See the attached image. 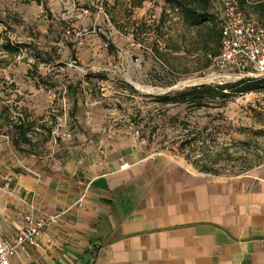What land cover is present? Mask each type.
Instances as JSON below:
<instances>
[{"label":"rangeland","instance_id":"rangeland-1","mask_svg":"<svg viewBox=\"0 0 264 264\" xmlns=\"http://www.w3.org/2000/svg\"><path fill=\"white\" fill-rule=\"evenodd\" d=\"M75 1L77 13L89 11L82 20L57 0H0V142L13 156L47 160L112 126L163 167L264 173V86L199 109L159 102L248 79L208 74L204 31L189 29L165 0ZM247 1L243 12L264 25L252 13L256 0Z\"/></svg>","mask_w":264,"mask_h":264},{"label":"crops","instance_id":"crops-1","mask_svg":"<svg viewBox=\"0 0 264 264\" xmlns=\"http://www.w3.org/2000/svg\"><path fill=\"white\" fill-rule=\"evenodd\" d=\"M109 128L47 160L0 142V236L14 237L26 215L59 216L11 264H264V173L163 167Z\"/></svg>","mask_w":264,"mask_h":264},{"label":"built area","instance_id":"built-area-1","mask_svg":"<svg viewBox=\"0 0 264 264\" xmlns=\"http://www.w3.org/2000/svg\"><path fill=\"white\" fill-rule=\"evenodd\" d=\"M57 1L66 9L72 8L71 13H75L76 19L82 20L89 14L88 10L77 13L75 0ZM241 1L215 0L213 14L221 31V46L220 53L210 58L206 71L210 76L219 73L264 79V26L246 17ZM76 64L74 61L71 66L75 68ZM58 220L59 216L26 215L23 227L14 237L0 236V264H11L16 256L28 255L30 248H39L46 228L58 223Z\"/></svg>","mask_w":264,"mask_h":264},{"label":"trees","instance_id":"trees-1","mask_svg":"<svg viewBox=\"0 0 264 264\" xmlns=\"http://www.w3.org/2000/svg\"><path fill=\"white\" fill-rule=\"evenodd\" d=\"M166 3L177 11L183 23L189 28L203 33L199 35L202 46L211 56L216 57L220 53L221 31L215 15L212 12L215 0H165ZM247 0L241 1V9L245 8ZM144 0H137L133 8H141ZM253 12L264 15V0H256L252 7ZM214 46V49H210ZM8 51H14L6 47ZM209 64L207 65V67ZM264 86V79H243L234 84L224 86L200 85L194 86L174 96H166L159 102L166 104H183L197 109L205 107L209 102H227L236 95H245L259 92ZM25 136V135H23ZM24 142L26 139H23Z\"/></svg>","mask_w":264,"mask_h":264}]
</instances>
